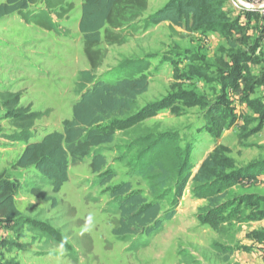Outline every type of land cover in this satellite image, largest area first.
I'll list each match as a JSON object with an SVG mask.
<instances>
[{
	"label": "rangeland",
	"instance_id": "374dc122",
	"mask_svg": "<svg viewBox=\"0 0 264 264\" xmlns=\"http://www.w3.org/2000/svg\"><path fill=\"white\" fill-rule=\"evenodd\" d=\"M170 1L152 0L146 16ZM68 2L75 5L73 12L62 20L53 16L59 33L27 25L18 15L0 23V93L19 94L21 105L44 114L32 141L62 131L74 104L95 81L138 77L139 70V77L148 78L150 87L136 101L135 111L151 110L141 115L138 127L118 132L116 141L103 150L116 172L109 185H98L87 158L70 167L69 181L59 193L44 186L43 192L56 202L53 205L30 192L41 184L37 172L12 169L25 144L6 138L15 129L5 119L0 101V173L19 180L16 203L26 219L0 223V264H264V207L240 201L244 195L264 203V120L256 110V106L264 109V86L250 92L244 79L237 86L226 79L228 89L221 93L219 73L221 61L232 62L233 52L246 51L247 45L236 49L229 46L228 36L188 32L164 22L140 29L125 44L103 45L102 64L93 70L79 31L82 1ZM239 3L261 11L252 25L232 35L234 41L237 36L239 42L249 44L263 32L264 0H225L231 22L240 17ZM41 8L38 4L32 11ZM262 38L250 80L264 75ZM217 105L222 120L228 122L220 137L212 131L208 112ZM228 113L233 118L230 125ZM139 139L158 140L164 147L171 143L180 158L189 143L193 176L208 159L220 162L228 172L249 167L242 174L250 175L221 197L209 189L196 195L199 185L190 181L174 211L172 194L166 197L159 231L148 238L119 240L113 230L120 215L107 190L130 182L151 199L147 180L138 175L143 166L138 156L149 145L139 147ZM219 207L220 216L212 218Z\"/></svg>",
	"mask_w": 264,
	"mask_h": 264
},
{
	"label": "trees",
	"instance_id": "16d2710c",
	"mask_svg": "<svg viewBox=\"0 0 264 264\" xmlns=\"http://www.w3.org/2000/svg\"><path fill=\"white\" fill-rule=\"evenodd\" d=\"M81 1L79 31L84 37L85 56L93 70H97L102 64L103 45L125 44L140 29L151 25L166 22L188 32L218 33L230 37L228 44L236 49L237 41H234L232 35L235 31L247 27H243L238 18L233 22L228 20L224 0H171L160 11L148 17L146 11L149 0ZM38 4L43 8L32 11V7ZM74 9L75 5L68 0H8L0 4V19L18 15L27 25L33 24L46 31L57 33L59 30L53 16L62 20ZM244 13L247 21L250 22L254 13ZM257 41L254 40L246 51L241 48L234 51L231 57L232 65L221 61L219 66L221 93L228 89V85H225L226 79L232 81V86H237L240 79H244L250 92L254 91L255 87L264 86V75L255 80L252 78L250 80L248 77L251 65L255 63L253 61L258 48ZM224 74L228 76L221 77ZM139 75L138 70V77L113 82L95 81L91 87L83 91L74 104L72 117L63 121L62 131L51 132L36 142L32 141L34 128L44 114L33 111L30 105H21L19 94L0 93L2 108L6 110L5 119H8L15 129V132L6 135V138L11 142L25 144L12 169L34 170L38 173L41 184L30 190L34 197L43 202L51 201L56 205L54 198L43 192L44 186H51L54 193H59L69 181L70 167L87 158L91 159L90 169L97 175L99 186L106 187L116 178V172L110 169L103 150L116 141L118 132L138 127L143 118L141 115L148 113L147 111L150 113L151 110L148 107L137 113L135 111L136 101L147 93L150 87L148 78ZM253 108L255 109V106ZM219 109L220 105H217L208 111L212 131L218 137L222 135L228 123L222 120ZM256 110L264 120V109L256 106ZM258 110H261L262 114ZM227 116L230 119L229 125L233 124L231 113ZM158 142L157 140V142L145 143V140H138L139 147L149 145L138 156L143 165L138 175L147 180L151 199L145 197L142 191L134 189L130 182L107 190L117 214L120 215L119 222L113 230V234L119 240L148 238L159 231L163 225L162 214L166 197L172 194L173 210L171 211H174L190 181H193L195 186L199 185L198 192L197 189L194 190L196 193L193 191L196 195L198 193L203 195V190L209 189L211 194L221 197L225 196L223 193L229 192L243 178L250 175L242 174L248 171L249 167L228 172L227 168H220V162L208 159L193 176L194 164L189 158L192 147L189 143L180 158L176 154L179 153L176 146L169 143L164 147ZM173 154L176 155L172 161ZM212 171L216 174H211ZM19 189V180H12L6 172L0 173L1 224L26 221L16 203ZM253 199L255 202L252 201ZM240 201L242 205L249 203L248 205L260 204L264 207L260 198L243 195ZM220 212L222 208H216L212 218L220 216Z\"/></svg>",
	"mask_w": 264,
	"mask_h": 264
},
{
	"label": "crops",
	"instance_id": "0c3cea01",
	"mask_svg": "<svg viewBox=\"0 0 264 264\" xmlns=\"http://www.w3.org/2000/svg\"><path fill=\"white\" fill-rule=\"evenodd\" d=\"M8 0H0V4H3V3H6ZM225 1V0H224ZM151 2H152V0H149V7H148V10L146 11V13L150 10V7H151ZM166 3H167V1H166ZM165 3V4H166ZM164 4V5H165ZM240 5H242L241 3H239ZM163 5V6H164ZM162 6V7H163ZM166 6V5H165ZM164 6V7H165ZM244 5H242V7H243ZM234 8V7H233ZM244 9L243 10H241L240 11V9H238V11L240 12H238L239 13V15H240V17L238 18L239 19V22H240V24L243 26V27H245V26H247V25H249V24H251L252 25V21H253V19H255V17H259V14L261 13V11H259V10H255V9H250V8H248V7H243ZM227 8H226V4H225V10H226ZM235 9V8H234ZM226 12L227 13H229L228 12V10H226ZM244 12H253L254 13V16L253 17H251L250 18V22H248L247 21V19H246V16H245V13ZM237 13V14H238ZM16 15H13V16H11V17H6V18H3V19H0V23H3V22H7V21H12L13 20V17H15ZM243 21V22H242ZM249 23V24H248ZM261 29H263V32L262 31H260V32H262L261 33V35L260 36H258V38L256 39V41L257 40H259V42H258V47H260V46H262V41H261V38H262V35H264V26H262V28ZM260 29V30H261ZM215 35L214 36H220V34H218V33H214ZM236 38V41H237V45H243V44H245V45H247V49H248V47L253 43L252 41H250V43L248 44V43H242V42H239L240 40L237 38V36L235 37ZM263 39V38H262ZM246 49V50H247ZM228 64H230V65H232V62H227ZM252 66H254V65H251V71H252ZM241 80H243V79H240V82H241ZM2 224H4V223H2ZM1 224V225H2ZM6 224V223H5Z\"/></svg>",
	"mask_w": 264,
	"mask_h": 264
},
{
	"label": "built area",
	"instance_id": "2783aa9c",
	"mask_svg": "<svg viewBox=\"0 0 264 264\" xmlns=\"http://www.w3.org/2000/svg\"><path fill=\"white\" fill-rule=\"evenodd\" d=\"M242 8V10L244 9L243 7H241ZM263 12V14H264V10L262 11Z\"/></svg>",
	"mask_w": 264,
	"mask_h": 264
}]
</instances>
